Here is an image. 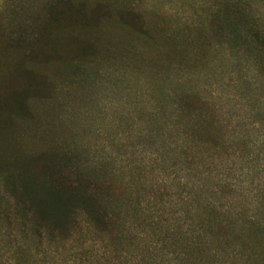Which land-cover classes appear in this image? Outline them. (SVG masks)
Masks as SVG:
<instances>
[{
    "label": "rangeland",
    "instance_id": "rangeland-1",
    "mask_svg": "<svg viewBox=\"0 0 264 264\" xmlns=\"http://www.w3.org/2000/svg\"><path fill=\"white\" fill-rule=\"evenodd\" d=\"M248 2L264 29V0ZM47 3L0 0V25L16 37ZM133 4L151 39L105 25L110 50L58 79L57 136L138 191L156 226L136 222L131 234H192L207 210L236 227L264 217V55L219 29L216 0ZM184 96L198 103L180 118Z\"/></svg>",
    "mask_w": 264,
    "mask_h": 264
},
{
    "label": "trees",
    "instance_id": "trees-1",
    "mask_svg": "<svg viewBox=\"0 0 264 264\" xmlns=\"http://www.w3.org/2000/svg\"><path fill=\"white\" fill-rule=\"evenodd\" d=\"M133 1L48 0L18 36L0 25V228L13 232L0 234V264H264V217L236 227L207 210L204 234H131L136 222L156 226L138 191L55 132L58 79L110 50L105 25L151 39ZM216 3L219 29L264 55L248 0ZM180 101L184 118L198 97Z\"/></svg>",
    "mask_w": 264,
    "mask_h": 264
}]
</instances>
